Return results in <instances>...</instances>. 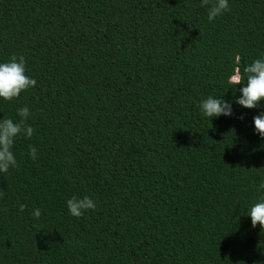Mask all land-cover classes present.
<instances>
[{
	"label": "trees",
	"instance_id": "16d2710c",
	"mask_svg": "<svg viewBox=\"0 0 264 264\" xmlns=\"http://www.w3.org/2000/svg\"><path fill=\"white\" fill-rule=\"evenodd\" d=\"M13 55L37 85L0 118L27 105L35 132L0 174V264H264L244 215L264 195V101L240 107L246 81L230 83L264 56V0L213 22L200 0H0V61ZM209 95L232 116L203 118ZM85 195L95 210L68 215Z\"/></svg>",
	"mask_w": 264,
	"mask_h": 264
},
{
	"label": "clouds",
	"instance_id": "9594fccd",
	"mask_svg": "<svg viewBox=\"0 0 264 264\" xmlns=\"http://www.w3.org/2000/svg\"><path fill=\"white\" fill-rule=\"evenodd\" d=\"M230 0H200V6L206 9L207 20L213 22L229 10ZM244 78L239 72L230 76L232 85H241L240 95L234 103L242 108L253 109L264 101V56L251 61L243 68ZM37 85V80L27 75L24 57L13 55L7 61H0V101H12L19 98L21 92H25ZM233 101H227L221 97L209 95L199 102V112L203 118L230 117L233 114ZM18 119L0 118V174H7L10 169L18 166L16 154L13 147L17 139L23 137L30 140L35 129L28 123L32 117L30 108L25 105L16 110ZM255 134L264 140V112L253 117ZM27 154L32 160L38 158V150L29 144ZM257 192H264V179L256 186ZM2 195V194H0ZM68 215L80 218L87 211L95 210L97 202L90 196H72L65 201ZM25 205L20 204L19 210L24 211ZM30 215L37 221L40 220L42 212L39 207H34ZM245 216L250 217L253 228L259 224L264 229V195L251 203Z\"/></svg>",
	"mask_w": 264,
	"mask_h": 264
}]
</instances>
